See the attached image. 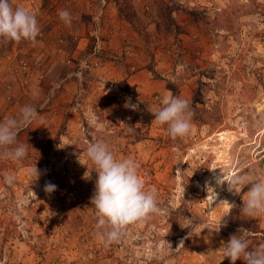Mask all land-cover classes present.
<instances>
[{
  "label": "rangeland",
  "instance_id": "1",
  "mask_svg": "<svg viewBox=\"0 0 264 264\" xmlns=\"http://www.w3.org/2000/svg\"><path fill=\"white\" fill-rule=\"evenodd\" d=\"M11 2L34 13L41 32L35 44L0 39V123L24 106L39 115L17 136L26 158L0 160V264H230L231 235L264 245V215L252 222L241 211L250 183L264 180V0ZM169 92L191 106L187 137L173 140L154 117L131 129L126 102L154 116ZM98 140L137 162L160 209L108 246L90 202L86 149ZM219 169L245 181L237 194L216 184ZM234 208L245 226L225 220Z\"/></svg>",
  "mask_w": 264,
  "mask_h": 264
},
{
  "label": "clouds",
  "instance_id": "2",
  "mask_svg": "<svg viewBox=\"0 0 264 264\" xmlns=\"http://www.w3.org/2000/svg\"><path fill=\"white\" fill-rule=\"evenodd\" d=\"M59 17L65 24L72 23L71 15L67 10L60 11ZM40 32L34 13L23 7H14L11 0H0V39L17 43L28 41L35 44ZM162 105L154 113L157 125L166 126L167 133L173 140L187 137L191 133L193 116L188 100L169 92L163 97ZM125 107L136 110L138 105L128 101ZM38 115L36 108L24 106L20 109L18 117H9L0 123V160L20 162L26 158L27 148L23 144L17 145V136L19 130L30 125ZM86 155L94 165L96 173L95 191L90 201L98 218L95 236L101 244L108 246L118 241L129 225L142 223L160 211L156 201V190L146 189L136 161L130 158L117 159L108 144L102 140L90 143ZM214 170L216 169L210 171ZM30 175L34 176L35 180L39 178L36 166ZM14 180V175L8 173L4 175L6 184L11 185ZM215 181L217 185L227 182L228 190L234 194H237L234 186L245 183L235 173L226 176L221 170ZM205 188L212 190V198L215 202L217 193L214 188L208 182ZM55 189L56 186L53 184L45 186L47 193ZM222 202L229 210L236 206L227 200ZM241 211L249 218L264 215V180L250 183L244 194ZM225 224L226 222L221 223L219 230ZM224 245L223 256L230 261V264H235L237 260H242L244 264H264V245L253 250L249 246L248 239L237 234L231 235Z\"/></svg>",
  "mask_w": 264,
  "mask_h": 264
},
{
  "label": "trees",
  "instance_id": "3",
  "mask_svg": "<svg viewBox=\"0 0 264 264\" xmlns=\"http://www.w3.org/2000/svg\"><path fill=\"white\" fill-rule=\"evenodd\" d=\"M171 20L168 19V23L170 24ZM120 91L125 95H130L133 99L137 98V94L135 92V89L133 87H130L127 82L123 81L120 83L119 86ZM135 104L138 105V108L136 110L131 111V115L129 117V120L127 124L131 126V129H133L135 132L141 131L142 128L148 126L153 119V115L150 113V111L146 108L144 103L136 101ZM137 126V127H135ZM237 216V215H236ZM235 217V208L230 211V214H228L227 218L225 220L228 221V224L237 226H245L246 225V217H240V218H234ZM252 222L253 219H250Z\"/></svg>",
  "mask_w": 264,
  "mask_h": 264
},
{
  "label": "built area",
  "instance_id": "4",
  "mask_svg": "<svg viewBox=\"0 0 264 264\" xmlns=\"http://www.w3.org/2000/svg\"><path fill=\"white\" fill-rule=\"evenodd\" d=\"M263 13H264V9H263ZM95 65H97V64H95Z\"/></svg>",
  "mask_w": 264,
  "mask_h": 264
}]
</instances>
